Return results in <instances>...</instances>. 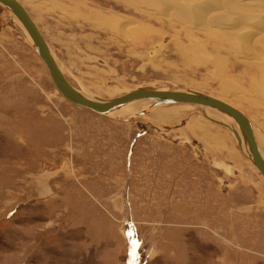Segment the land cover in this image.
Segmentation results:
<instances>
[{"label": "rangeland", "instance_id": "1", "mask_svg": "<svg viewBox=\"0 0 264 264\" xmlns=\"http://www.w3.org/2000/svg\"><path fill=\"white\" fill-rule=\"evenodd\" d=\"M18 2L76 89L205 92L264 155V0ZM222 117L73 104L0 6V264H264V180Z\"/></svg>", "mask_w": 264, "mask_h": 264}, {"label": "water", "instance_id": "2", "mask_svg": "<svg viewBox=\"0 0 264 264\" xmlns=\"http://www.w3.org/2000/svg\"><path fill=\"white\" fill-rule=\"evenodd\" d=\"M0 6L8 13L13 14L22 25L29 37V41H26L27 44L44 64L56 90L69 102L88 108L98 114L109 116H114L116 111L132 102L138 100H148L151 102L147 110H139L136 114L132 113L127 118H119L122 120L146 114L150 109L162 105L188 103L213 108L237 124L244 138L251 162L264 178V157L255 140L250 120L240 109L210 94L194 89L137 87L108 98L97 97L76 89L68 82L60 69H58L47 42L22 4L18 0H0ZM158 47L159 44L154 45L155 49ZM194 150L196 151V149Z\"/></svg>", "mask_w": 264, "mask_h": 264}, {"label": "bare ground", "instance_id": "3", "mask_svg": "<svg viewBox=\"0 0 264 264\" xmlns=\"http://www.w3.org/2000/svg\"><path fill=\"white\" fill-rule=\"evenodd\" d=\"M9 17H10V20H11V22H13V23H15V25L17 26V28L18 29H20V33H21V35L23 36V38L27 41H29V37H28V34L26 33V31L24 30V28L22 27V25L18 22V20L15 18V16L13 15V14H11V13H9ZM33 20V19H32ZM34 22V21H33ZM35 23V22H34ZM36 25V24H35ZM245 33V32H244ZM247 33V32H246ZM242 37V36H241ZM47 45H48V43H47ZM161 45V44H160ZM49 46V45H48ZM50 48V47H49ZM50 51H51V53H52V56H53V58H54V60H55V62H56V65L58 66V69H60V71L62 72V69H61V67H60V64H59V62L57 61V59L55 58V55L53 54V52H52V50H51V48H50ZM98 97V96H97ZM66 100V99H65ZM151 102L150 101H148V100H138V101H135V102H132V103H130V104H128V105H126L125 107H123V108H121L120 110H118V111H116L115 113H114V116L116 117V118H122L121 116L123 115V114H125V113H137L139 110H147L148 109V105L150 104ZM179 104H182V105H185V104H188V103H179ZM170 105H177V104H170ZM145 106V107H144ZM166 105H162V106H158V107H155V108H153V109H150L146 114H143V115H141L142 117L143 116H147L149 113H150V111L151 112H154L155 110H157V109H161V108H163V107H165ZM82 108H83V106H82ZM203 109H210V110H213V111H216L215 109H213V108H210V107H207V106H203ZM138 116V115H137ZM123 119V118H122ZM222 121L223 122H226V124H228L229 126H230V132H231V134H232V136L234 137V139H235V141H237L238 142V144L240 145V147H241V149H242V151H243V153H244V155L246 156V158H247V160L248 161H250V163L252 164V162H251V159H250V156H249V153H248V151H247V149H246V144H245V141H244V138H243V136H242V134H241V131L239 130V128H238V126H237V124L233 121V120H231V119H229V118H226L225 116H223L222 118ZM221 124V123H220ZM224 124V123H223ZM252 125V124H251ZM252 129H253V127H252ZM253 133H254V131H253ZM255 136V135H254ZM255 140H256V138H255ZM257 142V141H256ZM258 144V143H257ZM258 147H259V145H258ZM262 153V152H261ZM263 155V154H262ZM263 157H264V155H263ZM253 165V164H252ZM253 167L257 170V168L253 165ZM262 176V175H261ZM262 179L264 180V178H263V176H262Z\"/></svg>", "mask_w": 264, "mask_h": 264}, {"label": "snow or ice", "instance_id": "4", "mask_svg": "<svg viewBox=\"0 0 264 264\" xmlns=\"http://www.w3.org/2000/svg\"><path fill=\"white\" fill-rule=\"evenodd\" d=\"M131 235H132L131 233H128V236H131ZM130 246H131L130 256L135 258L137 249L140 247V242H138L137 240H131Z\"/></svg>", "mask_w": 264, "mask_h": 264}]
</instances>
